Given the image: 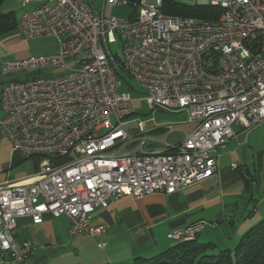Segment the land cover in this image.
Listing matches in <instances>:
<instances>
[{
    "label": "built area",
    "instance_id": "built-area-1",
    "mask_svg": "<svg viewBox=\"0 0 264 264\" xmlns=\"http://www.w3.org/2000/svg\"><path fill=\"white\" fill-rule=\"evenodd\" d=\"M32 3L18 20L20 36L51 37L58 48L1 64L3 76L25 77L2 89L0 137L36 160L31 174L0 181V252L10 264H23L33 248L15 239L18 218L40 224L45 214L64 216L70 236L97 237L105 229L90 224L95 209L208 179L233 125L247 132L264 124V0H199L221 9L216 19L163 14L162 0H139L132 20L104 12L127 0H102L100 12L86 0L23 5ZM118 41L120 57L110 49ZM67 61L76 69L27 78L67 69ZM120 66L145 90L149 108L188 113L194 128L183 141L143 151L142 123L127 120L139 99L119 91ZM208 226L198 221L166 237L191 241Z\"/></svg>",
    "mask_w": 264,
    "mask_h": 264
},
{
    "label": "crops",
    "instance_id": "crops-1",
    "mask_svg": "<svg viewBox=\"0 0 264 264\" xmlns=\"http://www.w3.org/2000/svg\"><path fill=\"white\" fill-rule=\"evenodd\" d=\"M86 1L95 12L101 11L102 0L100 9L94 0ZM28 5L35 6L32 3L23 7ZM5 39V35H0L2 43ZM11 47L14 45L9 43L5 50H0V70ZM14 49V58L30 54L27 50ZM157 110L166 114L167 119L158 123L140 121V133L149 137L144 152L155 148L162 152L174 147L194 128L185 111ZM261 127L242 132L233 125L234 136L218 150L219 171L202 182L171 195L154 193L139 199L123 196L111 200L107 208L95 209L90 224L105 229L97 237L70 236L69 221L64 216L55 218L45 214L40 224H33L27 217L18 218L13 232L15 239L29 241L33 246L23 264H127L136 257L150 258L164 252L176 243L167 239V233L198 221L211 224L200 235L207 229L209 242L218 234L224 243L222 249L232 248L235 244L227 242L226 233L232 234L238 242L251 226L264 218V133ZM137 131L130 133L134 136ZM28 160L30 170L25 171L22 166ZM35 168V159L13 152L8 140L0 137V181L24 177ZM7 170L12 172L4 174ZM0 264H10L7 254L0 252Z\"/></svg>",
    "mask_w": 264,
    "mask_h": 264
},
{
    "label": "trees",
    "instance_id": "trees-1",
    "mask_svg": "<svg viewBox=\"0 0 264 264\" xmlns=\"http://www.w3.org/2000/svg\"><path fill=\"white\" fill-rule=\"evenodd\" d=\"M4 1L0 0V6ZM127 2L132 8L128 18L132 20L136 15L135 4L139 0ZM161 11L170 16L200 19H216L221 13L220 8L211 5L188 6L173 0H162ZM17 25L18 19L13 13H0V35L14 30ZM120 71L130 79L121 66L117 71L120 79H124ZM197 237L191 241L176 242L164 252L150 258L136 257L127 264H264V218L251 226L230 249L215 251L214 243L200 242Z\"/></svg>",
    "mask_w": 264,
    "mask_h": 264
},
{
    "label": "rangeland",
    "instance_id": "rangeland-1",
    "mask_svg": "<svg viewBox=\"0 0 264 264\" xmlns=\"http://www.w3.org/2000/svg\"><path fill=\"white\" fill-rule=\"evenodd\" d=\"M173 1L179 4L188 5V6L200 5L199 0H173ZM23 3H24V0H5L0 6V13L5 14V13L11 12L19 20V18L21 17L24 11L30 10L33 8V5H28L27 7L24 8ZM100 3H101V0H94V4L97 7V9H100ZM131 12H132V8L129 5H126V6L121 5L116 8H111V9L106 8L105 15L116 16V17H127L128 15H130ZM2 35H5L6 39L4 43L0 41V50L2 51L5 50L6 47L9 46V43L14 45V47H11L9 49V53L7 54L5 60L22 59V58H14L13 55H15V51H16L14 48H17V50H20V52H24L23 50H27L28 54L30 53L29 56L50 54V53L56 52L58 48L54 38H41V39L37 38L34 40H24L20 36V33L17 28H15L14 30L6 34H2ZM6 40L8 41L7 43H6ZM121 46L122 45L119 41L115 44L110 45L111 52L117 55V57H120ZM65 64H66L65 66L67 69L57 68V69H51V70H42L40 71V73L38 72V73H32L31 75H27V78H32L34 76H41V77L49 76V75L54 76L56 74L67 73L70 69H76L75 64H73L70 61H67ZM120 72H121L120 73L121 77H123L124 79L122 80L121 78L122 86L119 88V91L129 92L132 98L139 99V101L136 102L135 113L132 116H130L127 120H137L138 122L153 121L154 123H158V122H162L163 120L167 119L166 114L159 112L157 109L149 108V106L147 105L144 99V97L146 96L145 90L139 84L134 83L131 79H128V77L124 74V72L122 71ZM24 77L25 75L22 73L12 75V76H3L0 70V97H1L2 89L4 85L6 84V82L10 80H14V79L21 80ZM129 86L131 87V89H129ZM2 116H3V112L0 109V118ZM261 130H262V133H264V125H262ZM145 136L146 138H149L147 134ZM145 148L148 149L147 146ZM155 149H152L154 150L153 152H160ZM30 166H31V161L28 160L26 163L23 164L22 168L23 170L26 171V170H30L29 169ZM10 172L12 171L7 170L5 171L4 174H8ZM206 231L207 229L201 235L199 234L198 236L200 238V241L204 243L209 242V233H208L209 231L207 232ZM226 240L231 245H234L237 243V240L234 241L232 234L230 235L226 233ZM210 242L214 243L218 247L217 250L224 248L223 240L218 236V234L215 237H213L210 240Z\"/></svg>",
    "mask_w": 264,
    "mask_h": 264
},
{
    "label": "water",
    "instance_id": "water-1",
    "mask_svg": "<svg viewBox=\"0 0 264 264\" xmlns=\"http://www.w3.org/2000/svg\"><path fill=\"white\" fill-rule=\"evenodd\" d=\"M201 5V4H200ZM202 5H204V4H202Z\"/></svg>",
    "mask_w": 264,
    "mask_h": 264
}]
</instances>
